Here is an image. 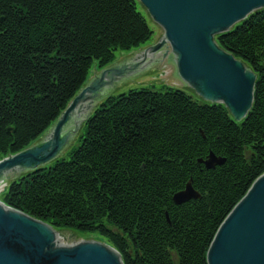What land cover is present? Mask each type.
Instances as JSON below:
<instances>
[{"label": "trees", "instance_id": "obj_1", "mask_svg": "<svg viewBox=\"0 0 264 264\" xmlns=\"http://www.w3.org/2000/svg\"><path fill=\"white\" fill-rule=\"evenodd\" d=\"M140 6L0 0V159L46 131L94 63L152 38ZM215 39L256 75L243 120L166 84L110 94L77 146L10 180L0 200L56 229L100 236L123 264H207L219 225L264 172V10ZM210 152L224 161L206 168L199 159ZM188 181L200 198L175 203Z\"/></svg>", "mask_w": 264, "mask_h": 264}, {"label": "water", "instance_id": "obj_2", "mask_svg": "<svg viewBox=\"0 0 264 264\" xmlns=\"http://www.w3.org/2000/svg\"><path fill=\"white\" fill-rule=\"evenodd\" d=\"M164 39L138 55L100 69L85 82L58 118L30 146L0 159V189L20 174L43 168L67 151L94 109L110 94L157 82L192 89L199 99L223 105L234 121L253 103L256 75L215 37L264 10V0H137ZM202 161L214 168L223 157ZM200 198L188 181L175 203ZM0 203V264H123L102 240L53 248L51 224ZM207 264H264V172L251 183L219 225L206 251Z\"/></svg>", "mask_w": 264, "mask_h": 264}, {"label": "rangeland", "instance_id": "obj_3", "mask_svg": "<svg viewBox=\"0 0 264 264\" xmlns=\"http://www.w3.org/2000/svg\"><path fill=\"white\" fill-rule=\"evenodd\" d=\"M139 9L143 13V15L145 16L149 27L153 30L152 38L145 45H143V46H141L139 48L132 49L130 51H125V52L124 51L123 52H120V51L117 52L115 61L113 63L118 62V61H122V60H125V59H128V58H131V57H134V56H136V54H138L139 52H141L144 49H146V47H148L149 45L155 44V43L159 42L160 40L164 39L163 34L159 30V28L157 27L155 22L147 14L145 9L142 6H140ZM99 71H100V69L94 63L91 66V68H90V73L88 75V78H87L86 82L87 81L88 82L91 81L99 73ZM160 84H166V83L157 82V83H153V84H149V85H145V86L155 85V87H158ZM166 85L174 87V88H178V89H181V90H184L185 92H187L189 94L191 93V94L195 95L198 98V96L195 94V92L192 89L179 87V86H175V85H171V84H166ZM125 91H127V90H125ZM121 92H123V91H121ZM83 129H84V125L81 128V130L79 131V133L77 134V136L75 137V139L73 140V142L70 145V147L68 148V150L63 152L62 154L58 155V158H61V157L65 156L69 150H71L73 147H75V146H77L79 144V136L82 134ZM53 162L54 161H51L50 163H53ZM2 192L3 191L1 190L0 194ZM57 230L62 231V236H61V239H60L61 241H60V244H56L55 246H53V248L70 247V246H72V245H74L76 243H79L81 241H87V240L88 241L89 240H101V239L103 240V238H101L100 236H98L96 234H81V233L76 232V231H74L72 229H65V228L64 229H57Z\"/></svg>", "mask_w": 264, "mask_h": 264}, {"label": "bare ground", "instance_id": "obj_4", "mask_svg": "<svg viewBox=\"0 0 264 264\" xmlns=\"http://www.w3.org/2000/svg\"><path fill=\"white\" fill-rule=\"evenodd\" d=\"M141 52H142V51H141ZM141 52H139V53H141ZM139 53H138V54H139ZM138 54H136V55H138ZM4 188H6V186L3 187V188H1L0 191H1V190L3 191ZM0 207L6 209L1 203H0ZM60 239H61V236H60L58 233H55V235H54V241H55L57 244H60V241H61Z\"/></svg>", "mask_w": 264, "mask_h": 264}]
</instances>
